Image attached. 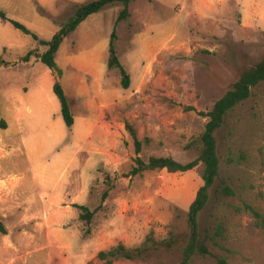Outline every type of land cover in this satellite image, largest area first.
<instances>
[{
  "label": "rangeland",
  "instance_id": "rangeland-1",
  "mask_svg": "<svg viewBox=\"0 0 264 264\" xmlns=\"http://www.w3.org/2000/svg\"><path fill=\"white\" fill-rule=\"evenodd\" d=\"M90 1L0 0V11L52 40ZM123 6L114 3L90 15L56 53L72 127L53 90L57 76L36 56L48 47L0 15V220L7 228L0 231V264H106L98 252L120 242L147 244L149 250L113 264L181 261L187 212L204 183V165L132 174L137 153L126 128L129 140L121 139L113 162L98 146L97 118L88 104L97 103V96L79 99L67 84L71 57L84 55V68L100 55L108 62L115 29L118 56L139 90L115 112L142 139H152L140 153L145 161L171 155L187 163L202 151L205 113L264 58V0H132V15L117 22ZM150 40L172 47L150 60L143 51ZM108 69L110 83L120 86V70ZM115 112L101 106L96 114L113 123ZM216 138L220 176L199 214L211 254L195 256L192 264H217L221 256L231 264H264V81L227 113ZM225 183L234 194L221 191ZM76 204L95 210L90 224Z\"/></svg>",
  "mask_w": 264,
  "mask_h": 264
},
{
  "label": "trees",
  "instance_id": "trees-1",
  "mask_svg": "<svg viewBox=\"0 0 264 264\" xmlns=\"http://www.w3.org/2000/svg\"><path fill=\"white\" fill-rule=\"evenodd\" d=\"M131 2L132 0H93L83 3L77 7L74 15L61 26L60 30L54 35L52 40L40 39L38 34L31 31V29H29L26 25L15 19L7 17L3 11H0V15L4 19L9 20L16 28L22 30L24 33L32 34L36 40H39L41 44L48 47L45 52L37 53L36 56L57 76L53 85V90L61 104L62 116L68 127H72L74 124V113L71 108L69 97L67 96L60 80V77L63 74V69L57 63L56 53L59 51L65 37L74 32L90 15L99 12L108 5L122 3L124 6L117 18V22H119L132 15L130 10ZM115 38L116 31L114 29L111 33L109 44V57L107 62L108 68L119 69L122 74L120 85L124 88H128L131 84V77L121 62L120 56H118L114 41ZM31 54V52L28 53L24 59L28 60ZM3 64L4 61H0V67ZM262 81H264V58L256 65L245 69L241 73L238 80L234 82L232 87L214 103L210 111L205 113V116L208 117V121L205 125V130L201 135L203 145L202 151L197 158L187 163L180 162L171 155L151 156L148 161H145L140 153L142 151L143 144L150 143L152 139L150 137L142 139L139 135L138 128L130 121L125 122V128L134 140L135 151L137 153V156L135 157L136 165L132 169V174H139L145 170L155 169H167L169 172H186L194 169L200 163L204 165L202 173L204 183L198 189L196 197L187 212L189 238L187 244L183 248L182 258L179 264H192L195 256H205L211 254L205 239L202 237L199 224V214L207 206L210 199V189L215 184L216 179L220 176L221 162L217 152L216 132L224 124L227 113L248 99L252 94L253 87L257 86ZM221 191L228 195L234 194L232 188L226 183L222 185ZM107 196L108 192L106 191L103 194V200L106 199ZM75 206L81 209L80 218L90 224L95 214V210H92L87 204H76ZM0 231L7 233V228L1 220ZM173 241H170L169 243L171 244ZM148 250L149 246L147 244L129 247L120 242L117 245L111 246L109 249L100 250L97 257L106 264H113L120 259L134 260L141 258ZM217 264L231 263L228 257L221 256L218 258Z\"/></svg>",
  "mask_w": 264,
  "mask_h": 264
},
{
  "label": "crops",
  "instance_id": "crops-1",
  "mask_svg": "<svg viewBox=\"0 0 264 264\" xmlns=\"http://www.w3.org/2000/svg\"><path fill=\"white\" fill-rule=\"evenodd\" d=\"M169 43V41H166L162 44H158L154 40L144 42L143 51L146 54L145 57L150 60L157 58L165 48L170 49L172 47L168 46ZM102 49L104 52L106 51L105 47H103ZM83 58H85L84 55H74L73 57H71L74 71L73 73H71L70 80L67 82V84L75 89V93L77 94V98L79 99L84 98L85 95L89 96L93 92L97 96V103L91 101L88 104L89 108L94 111L97 118L98 146L99 148L103 149L106 154L109 155L113 162H115L117 160V145L119 146L121 139L127 138L129 140V137L124 134L125 120L123 121L121 115L115 112L116 107L125 105L127 100L130 99V97L134 94H137L139 90L134 87L133 81L128 88H124L121 85L118 86L115 84H111L107 76V72L109 70L108 64L106 60L105 62L102 60L101 55L98 56L94 60V62H91V65L93 66L88 68L83 67V64L81 63V60H83ZM90 80L92 82H90ZM89 83L91 86L89 85ZM102 99H105L106 102H102ZM101 106H105L110 110H114L115 114H113V123L102 121L101 115L96 114L98 110L101 109ZM103 174L108 175V173ZM53 200H55L57 203L62 202V199L58 197H54Z\"/></svg>",
  "mask_w": 264,
  "mask_h": 264
}]
</instances>
